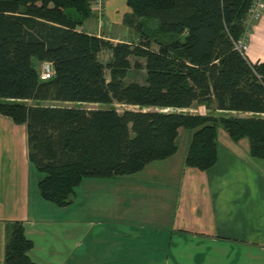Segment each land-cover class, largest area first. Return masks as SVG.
Here are the masks:
<instances>
[{"label":"trees","instance_id":"16d2710c","mask_svg":"<svg viewBox=\"0 0 264 264\" xmlns=\"http://www.w3.org/2000/svg\"><path fill=\"white\" fill-rule=\"evenodd\" d=\"M254 1L126 0L123 23L137 39L114 44L80 30L91 0H0V116L25 127L41 198L66 207L85 178L165 160L181 130L193 131L186 167L214 166L218 129L264 160V61L235 47ZM43 63L53 68L48 80ZM131 69L145 72L144 84L124 82ZM199 107L206 114L188 112ZM32 248L13 223L2 264H36Z\"/></svg>","mask_w":264,"mask_h":264},{"label":"crops","instance_id":"0c3cea01","mask_svg":"<svg viewBox=\"0 0 264 264\" xmlns=\"http://www.w3.org/2000/svg\"><path fill=\"white\" fill-rule=\"evenodd\" d=\"M126 13V0H107L103 23L92 13L80 30L129 43L121 39L137 35ZM245 55L264 61V15L250 27ZM17 127L0 116V264L16 222L36 264H264V160L248 146L219 132L207 171L186 167L187 152L179 160L176 152L132 175L85 178L71 204L57 207L41 198L39 181L32 188Z\"/></svg>","mask_w":264,"mask_h":264},{"label":"rangeland","instance_id":"374dc122","mask_svg":"<svg viewBox=\"0 0 264 264\" xmlns=\"http://www.w3.org/2000/svg\"><path fill=\"white\" fill-rule=\"evenodd\" d=\"M147 28L148 30H153L154 28H156V24L155 23H148L147 24ZM147 30V31H148ZM146 31V33H147ZM121 40H127L129 42H135V39L133 41V39H127V37H123ZM110 59V53L107 52V51H103L99 54V60L103 63V64H106ZM135 61V59H132L131 60V63H133ZM143 63V62H142ZM39 70H40V67H39ZM105 76H106V79L108 80L109 79V73L108 71L105 72ZM126 84H129V83H138V84H144L145 83V72L140 70V71H137V70H134V69H131L129 72H128V75L124 81ZM28 104H33L32 102H29ZM85 108H96L97 106H94V105H85L83 106ZM114 107L118 110V111H122V110H125V109H130V107H126V106H121V105H114ZM191 113H198V114H206L205 110L203 108H197V109H192L190 110ZM24 130L25 128L23 126H19L16 128V135H17V139H20L19 141L21 143H23L22 141H25V133H24ZM218 133H223L227 136V134L224 132V130L222 129H218ZM192 133L193 131L191 130H181L180 131V134H179V137H178V141H177V153L176 155L174 156V159L176 160H179L188 150V147H189V143H190V140H191V136H192ZM218 137V136H217ZM221 134L220 136L217 138L219 140H221ZM229 138V137H228ZM233 142V141H232ZM241 146H248V151H249V142L247 139H243V140H240L239 141ZM17 143H18V140H17ZM20 145V143H19ZM140 172V171H139ZM42 174H40L39 172H37L36 170H33L32 171V176H31V182L33 185V189L35 190V184L37 181H40V179L42 178ZM36 192H37V189H36ZM76 193V192H75Z\"/></svg>","mask_w":264,"mask_h":264},{"label":"built area","instance_id":"2783aa9c","mask_svg":"<svg viewBox=\"0 0 264 264\" xmlns=\"http://www.w3.org/2000/svg\"><path fill=\"white\" fill-rule=\"evenodd\" d=\"M107 0H91L90 8L92 13H94L97 17V20L100 24L103 23L104 9ZM264 15V0H255L248 13L245 20L246 33L243 38L238 41L236 44V49L241 53L245 54L246 52V37L250 31V27L253 22L259 20ZM53 75V68L50 63H43L40 69V79L48 80Z\"/></svg>","mask_w":264,"mask_h":264}]
</instances>
